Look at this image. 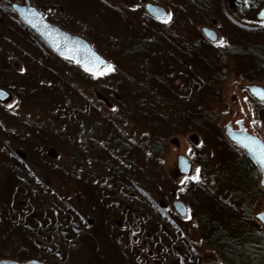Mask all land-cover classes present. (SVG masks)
Returning <instances> with one entry per match:
<instances>
[{
	"label": "rangeland",
	"instance_id": "rangeland-1",
	"mask_svg": "<svg viewBox=\"0 0 264 264\" xmlns=\"http://www.w3.org/2000/svg\"><path fill=\"white\" fill-rule=\"evenodd\" d=\"M25 1L0 0V259L224 264L217 224L264 230L260 170L225 134L244 118L264 139V102L242 87L264 85V0H28L107 58L102 75L54 52L12 8Z\"/></svg>",
	"mask_w": 264,
	"mask_h": 264
},
{
	"label": "water",
	"instance_id": "water-1",
	"mask_svg": "<svg viewBox=\"0 0 264 264\" xmlns=\"http://www.w3.org/2000/svg\"><path fill=\"white\" fill-rule=\"evenodd\" d=\"M12 8L16 11L18 17L27 25H29L33 30H35L42 40L58 55L73 60L82 70L89 74H95L102 67L108 64V60L102 56L96 49H94L89 41L81 35L74 34L59 25L52 23L42 16L40 11L36 6L26 0L24 3L13 2ZM145 9L147 12L155 17L162 13H167L164 6L146 2ZM264 11V7L259 11L258 16L263 18L260 13ZM203 33L211 41H217V32L209 27H202ZM99 58V59H97ZM89 69H92L89 71ZM249 93L257 100L264 102V97L259 95L261 90H264V85L259 83H247L242 85ZM7 95L0 96V102H6L11 98V91L3 86H0ZM227 122L225 124V134L226 136L235 144L243 148L247 156L258 166L260 170V184L264 187V164L258 160L257 156L248 148H246L241 141L247 137H253L264 143V140L249 131L245 124L243 118H239L235 122ZM178 166L182 173H189L192 169V162L189 157L182 154L178 158ZM174 206L181 215H186L187 206L184 201L177 199L174 201ZM257 213H264V209L259 210L255 213V217L264 227V218L257 215ZM0 264H47L38 259H27L24 261H19L11 258L0 259ZM202 264H216L214 262H203Z\"/></svg>",
	"mask_w": 264,
	"mask_h": 264
},
{
	"label": "trees",
	"instance_id": "trees-1",
	"mask_svg": "<svg viewBox=\"0 0 264 264\" xmlns=\"http://www.w3.org/2000/svg\"><path fill=\"white\" fill-rule=\"evenodd\" d=\"M198 108L201 123L212 121L211 115L214 114L207 109H201L202 107L199 105ZM241 156L239 164L246 172L258 171L257 165L243 151ZM211 238L217 246L224 264H264V230L262 229L253 230L248 227V224L238 225L237 221L224 227L217 224Z\"/></svg>",
	"mask_w": 264,
	"mask_h": 264
},
{
	"label": "snow or ice",
	"instance_id": "snow-or-ice-1",
	"mask_svg": "<svg viewBox=\"0 0 264 264\" xmlns=\"http://www.w3.org/2000/svg\"><path fill=\"white\" fill-rule=\"evenodd\" d=\"M247 2V0H246ZM133 7H136V5H133ZM260 15L262 17H264V11H262L260 13ZM171 16L172 13L167 12V13H162L160 15H158L156 18L159 20H162L164 23H168L171 20ZM261 24H264V19H262L260 21ZM217 43H224L225 41L223 40V38H220V40L216 41ZM99 59V58H97ZM92 69H89V71H91ZM113 69V65L111 63H108L104 69V71H112ZM21 72L25 71L24 68L20 69ZM96 75H102L104 74L103 72H96ZM7 95V93L0 88V96H4ZM259 95L261 97H264V90H261L259 92ZM13 103H15V101H13ZM9 107H11V105H9ZM253 123H255L253 121ZM241 143L248 149H250L258 158V160L261 162V164H264V143L260 142L259 140H257L256 138L253 137H247L244 140L241 141ZM197 173L199 172V167H197L196 169ZM193 180H199L200 177L198 175H193L190 177ZM185 179H188V177H185ZM184 181H181V183H183ZM257 215L261 216V218H264V213H257Z\"/></svg>",
	"mask_w": 264,
	"mask_h": 264
},
{
	"label": "flooded vegetation",
	"instance_id": "flooded-vegetation-1",
	"mask_svg": "<svg viewBox=\"0 0 264 264\" xmlns=\"http://www.w3.org/2000/svg\"><path fill=\"white\" fill-rule=\"evenodd\" d=\"M264 7V3H263V5H262V7L259 9V11L262 9ZM259 11L256 13V16H257V19H259V20H262V19H264V17L263 18H261V17H259L258 16V13H259ZM244 88V87H243ZM239 90H240V84H239ZM244 90H247V89H245L244 88ZM243 120H244V118H243ZM235 126V125H234ZM246 126V125H245ZM247 128V127H246ZM248 129V128H247ZM249 130V129H248ZM250 131V130H249ZM180 169V168H179ZM181 171V170H180Z\"/></svg>",
	"mask_w": 264,
	"mask_h": 264
}]
</instances>
